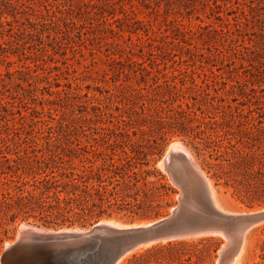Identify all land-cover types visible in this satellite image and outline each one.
I'll use <instances>...</instances> for the list:
<instances>
[{"label": "trees", "instance_id": "1", "mask_svg": "<svg viewBox=\"0 0 264 264\" xmlns=\"http://www.w3.org/2000/svg\"><path fill=\"white\" fill-rule=\"evenodd\" d=\"M38 1L0 0V61L9 58L13 46L20 49L22 56L33 53L38 57L34 49L27 51L22 40L13 35L19 30H15L14 23L20 22L22 8L26 13L25 30L40 25L38 32L51 36L48 30L56 28L53 41L59 50L74 48L59 35L73 33L75 29H69V21L77 18L82 22L77 24L76 33L82 44L93 36L101 40L97 50L102 52L101 43L106 40V68L98 72L97 78L90 77L94 84L86 87V109L90 108L86 116L91 115L88 121L96 125L89 133L84 128L81 133H73L71 125L66 124V130H55L53 136L40 131L31 137L22 136L28 133L27 123L22 121L26 116L21 113L20 122L0 130V229L4 233L18 220L33 219L48 227H85L104 217H161L172 205L175 189L156 163L171 135L182 137L193 148L202 169L216 185L223 182L229 186L231 181L242 184L233 174L264 175V122L252 117L255 110H261L260 117H264L262 84L251 89L252 95H243L240 105L245 109L233 107L226 102V93L223 96L217 89L224 79L217 73L221 67L214 64L218 67L215 72L207 61L198 59H210L200 52L203 46L216 45L218 50L230 41L232 49L224 54L219 51L215 60L234 64L251 52L253 57L246 59L248 65L240 61L243 79L264 83V53L256 44L245 46L239 39L243 33L256 35L255 20L262 19L264 25V0H235V8L208 0H71L65 9L57 4L55 10L48 9L43 0ZM145 11L155 20L163 17L157 29L151 21L137 18ZM231 14L235 15L233 21L228 18ZM259 29L264 31V26ZM223 35L228 38L225 40ZM53 50L49 55L50 62L55 63L53 67L45 68V60L41 59L45 62L41 64L34 59L32 66L23 62L13 72H0V79L8 92L7 85L11 83L23 92L25 87L47 84L52 98L42 100L48 102L49 111H59L55 99L63 93L65 102L59 106L65 113V106H73L68 103L69 95L81 92L82 87L69 82L66 53L56 60L57 51ZM244 50L245 56L239 57ZM231 51L232 55H227ZM196 59L201 63L197 64ZM246 67L250 68L245 70ZM60 79L67 83L62 84ZM59 87L66 89L55 90ZM15 93L19 98L25 96ZM2 100L0 97V107L5 108ZM212 241L217 238L201 237L191 242V264H204L211 258V249L219 247H212ZM186 244L189 242L151 246L129 264L178 263L181 255L176 247Z\"/></svg>", "mask_w": 264, "mask_h": 264}, {"label": "rangeland", "instance_id": "2", "mask_svg": "<svg viewBox=\"0 0 264 264\" xmlns=\"http://www.w3.org/2000/svg\"><path fill=\"white\" fill-rule=\"evenodd\" d=\"M38 1V0H36ZM71 0H43L44 5L48 9H57L56 5H61V9H65V6L70 2ZM87 1V0H86ZM211 1H217L220 5L226 4L228 6H232L235 8L237 5L235 4V0H208ZM241 1V0H239ZM40 2V1H38ZM257 4V1L255 2V6ZM42 10L45 11V7H42ZM21 14L19 17H21L20 22H15L14 27L17 33H13L16 38L21 39L24 43V46L26 50L28 49H34L33 52L38 54V57L35 58V55L33 53H28L27 56H22V52L20 49H17L16 46L10 47L9 49V58L5 61H0V72L6 73L7 70L13 72L20 68V65L25 62L28 65L32 66L34 63V59H38L39 61L37 63H45V68L47 67H53L55 65L54 62H50L49 55L54 53L55 49L57 51V54L54 56L56 60L62 59L61 55L62 53H66V58H69V82L73 85L80 84L82 87V91L80 90L75 91L73 94L69 95V104H72L73 106H65L64 111L65 113H61L60 110L62 109L59 105L60 103H64L63 97L65 96L63 93L56 98L57 106H55L59 111L50 110L49 111V105L48 102L43 101L42 98H52L49 95V89L47 88V84H40L37 86L32 87H25L27 88L25 92H23L21 89L17 87L15 83H11L7 87L4 88L2 86V81L0 79V97L3 99L2 103L5 106V108L0 107V130H8L9 126H11L14 122L18 123L21 121V114L26 116V119H22L24 123H27V136L31 137L33 135H36L39 131L43 132L44 135L53 136L52 132L55 130H66L64 128L65 126H68L66 124L71 125V129L73 130V133H81V130L84 128V130L89 133L90 128L95 127V124H91L88 121V118L91 116H86L87 111H90V108L87 104V98L84 96L85 93L88 90L86 88L88 85L94 84L93 81L90 79L97 78L99 76L98 72L106 68L104 59H105V43L106 40H103L101 43L102 46V52H99L97 50L98 48V42L101 40H94L93 36H89L91 38V41H86L85 44H82V41L77 36L78 31V25L82 22L78 21L77 18H74L69 21V29H75L73 33L66 32L65 34H60V38L64 39V43H71L70 45H75L73 49L67 48V50H59L58 46L53 41V29L55 30V27L52 28L50 33L51 36H48L47 32L40 33L38 32L41 27L40 25H35L34 28H28L26 29V26L23 24L25 22L24 17H26V13L21 8L20 9ZM27 13L30 15H33L34 12L25 9ZM16 12V10L14 11ZM258 10L254 11L253 13L256 14ZM234 14L228 15V18L233 21ZM32 19H35L34 16H31ZM137 18L139 20L143 21H151L155 29L158 28V25H160V22H162L163 17H159L157 20H155L154 15H148V12L145 11L142 14H138ZM4 19V18H3ZM10 20H12V16L9 17ZM172 17H169V20H171ZM36 20L35 22H37ZM207 21V20H206ZM75 22L76 25H74ZM185 24L188 22L185 21ZM196 23V22H193ZM78 24V25H77ZM256 28H255V34H239V39L241 40V43H244L245 46H251V45H257L258 50L260 52L264 53V31H260L259 27L264 26L261 20H255ZM115 27V25L113 26ZM6 30L9 29L8 26L5 27ZM36 28V29H35ZM77 28V29H76ZM163 29V28H162ZM14 30V32H16ZM42 31V30H41ZM85 30H83L84 32ZM10 33V32H9ZM249 33H253L252 30H249ZM5 35H8V33H5ZM246 35V36H245ZM243 36V37H242ZM86 36H83L85 38ZM224 39L228 38V36L223 35ZM146 37H144L145 39ZM13 39V38H12ZM133 39H136V36H133ZM258 41V43H256ZM2 42V38L0 35V43ZM78 43V44H77ZM92 43V44H91ZM234 45L230 43V41H226L225 46H219L218 50L216 49V45L210 47V46H203L204 49L200 52L209 55L210 59H204L202 57H199L198 59L200 61H207L208 66L212 67L213 70L216 72L218 67H221V73L224 77L222 80L223 83L219 84L217 86V89L219 90V93L224 96L226 102L228 101L231 103L233 107L239 106L242 109H245V106L240 105V101L244 99L243 95L245 94H251L252 88H258L260 84H262V88H264V83H257L254 78L246 81L243 79V72L244 69L240 65V61L244 62V65H248V59L249 57H253V54L251 52H248L249 56H245V50L239 52V57L241 54L245 56V58L241 60H236V63H232V61H225L223 64L216 61V56L223 52L222 54L230 51ZM200 48H202L201 45H199ZM36 48V49H35ZM220 51V52H219ZM178 52V51H176ZM227 55H232V51L228 53ZM1 58V57H0ZM20 59H23V61H20ZM45 62H43V60ZM197 60V64H200L201 62ZM205 63V62H204ZM203 63V64H204ZM214 64L218 65V67L213 66ZM57 65L61 66V63H57ZM205 65V64H204ZM63 66V65H62ZM250 67H246L245 70L249 69ZM38 72L41 73L42 69H38ZM19 76L18 74L15 76ZM5 80H9L7 77H4ZM60 82L62 84L67 83V80L60 79ZM10 83V82H8ZM29 89V90H28ZM63 89H66L65 87H59L55 88V90H60L62 92ZM28 90V91H27ZM16 91L19 93H23L25 96L24 98L16 97ZM74 91V90H73ZM224 91V92H223ZM224 93V94H223ZM212 94L215 95V92L212 91ZM13 95V96H11ZM14 97V98H12ZM21 97V96H20ZM65 100V99H64ZM44 106V108H42ZM228 110V109H227ZM258 110H255L252 112V117H255L256 122L263 121L264 117L261 118L260 115H262V111L259 110L260 113H257ZM21 113V114H20ZM92 113V112H91ZM85 118V120H84ZM33 119V120H32ZM75 122V123H74ZM264 125V124H263ZM49 127H52L51 130H49ZM63 127V128H62ZM62 128V129H61ZM71 130V131H72ZM22 133V132H21ZM64 133V132H63ZM73 135V134H72ZM182 137L177 135H171L166 142L163 145L162 153L158 157L157 156V163L156 168L160 170L167 178V182L171 184V186L174 187L175 193L172 195L170 202L171 206L166 208L163 212V215L156 219H150V220H139V219H131L128 217H121V216H113L111 218L104 217L100 219L99 221H114L122 225H130V224H143L145 222L154 221L157 219H161L164 217H167L171 214L172 208H174L178 203V197H179V189L173 185V183L170 181L168 175L165 173V171L161 167V159L167 152L169 151V147L171 144L175 142H182L191 155L193 156L195 162L197 163L198 167L202 170V172L210 179V183L215 188L217 193V201L219 205L226 211L232 212V213H247L249 211H256L260 209H264V175L263 174H256L251 176H240V175H234L233 178L237 179L238 181H242V184H235L233 181H231L229 186H225L223 182L221 184L216 185V182L214 179L210 178V174H207L206 171L202 169L201 160L197 158V155L193 148L191 146L186 145L182 141ZM209 162H213L207 158ZM215 163V162H213ZM98 222V221H97ZM97 222H93L85 227L80 226H55V227H48L43 224H41L38 221H33V219H30L29 221H22L18 220L14 224H12L8 228V232L4 233L3 230L0 229V257L2 253L5 251L7 244H12L11 242H15L17 237H19L20 233V227L22 224H26L35 228H39L41 230L45 231H60V230H72V229H89L93 225H95ZM217 241L210 242L212 247H215L217 244H219V247L216 251H213V248L211 249V258L206 260L204 264H216L217 259L219 257V253L222 250V246H224L227 241L223 237H217ZM198 237L191 238L188 240H183L189 242V244L183 245V246H177L180 250V263L175 264H191L190 256L192 251L194 250L193 245H191L192 241H197ZM178 242V241H174ZM166 244V243H165ZM224 244V245H223ZM245 248L244 253L241 256L240 259H244L242 262L243 264H264V224L254 228L251 230L245 240ZM148 247L140 248L134 251L133 253H129L125 258L119 263V264H129L130 261L134 258V256H140L145 252V250ZM198 248H202V245H198ZM246 249V250H245ZM245 257V258H244ZM195 259V257H193ZM1 264V262H0ZM150 264H169L167 261H151Z\"/></svg>", "mask_w": 264, "mask_h": 264}, {"label": "water", "instance_id": "3", "mask_svg": "<svg viewBox=\"0 0 264 264\" xmlns=\"http://www.w3.org/2000/svg\"><path fill=\"white\" fill-rule=\"evenodd\" d=\"M180 144L182 147L171 144L169 153L160 162L179 189L178 203L169 216L147 224L98 221L89 229L65 231L33 227L34 232L5 248L1 264H28L26 247L35 251L41 264H119L127 254L140 248L220 235L227 239V244H223L216 264H237L248 233L264 224V209L249 213L224 210L215 199L216 190L210 179L187 147Z\"/></svg>", "mask_w": 264, "mask_h": 264}, {"label": "bare ground", "instance_id": "4", "mask_svg": "<svg viewBox=\"0 0 264 264\" xmlns=\"http://www.w3.org/2000/svg\"><path fill=\"white\" fill-rule=\"evenodd\" d=\"M172 146H177V147H182V145L180 144V142H175V143H173V145ZM169 151H170V148L168 149ZM169 151L167 152V154L169 153ZM166 154V155H167ZM194 183H197V182H194ZM198 184V183H197ZM214 196H215V199H217V193H214ZM218 202V201H217ZM249 212H253V211H249ZM249 212H247V213H249ZM246 213V212H245ZM148 222H145V223H143V224H147ZM122 225V224H121ZM20 233H19V237H17V239H16V241L17 240H19V239H21L23 236H25V235H28V234H31L32 232H34L35 231V229L32 227V226H29V225H26V224H22L21 225V227H20ZM63 231H65V230H63ZM221 237H223L224 239H226L223 235H220ZM15 241V242H16ZM226 241H227V239H226ZM15 242L13 243V242H11L12 244H7L6 245V249H8L9 247H11L13 244H15ZM227 244V243H226ZM246 245V244H245ZM245 248V247H244ZM5 249V250H6ZM246 250V249H245ZM24 251H25V253L28 255L27 256V262H28V264H41L40 262L38 263L37 262V256H36V253H35V251L33 250V249H27V247L26 248H24ZM221 252V251H220ZM243 253H244V251H243ZM128 255V254H127ZM126 255V256H127ZM245 258V257H244ZM244 259L242 258V259H239V261L237 262V264H243V261ZM20 261L21 262H23V259H20ZM19 261V262H20Z\"/></svg>", "mask_w": 264, "mask_h": 264}]
</instances>
